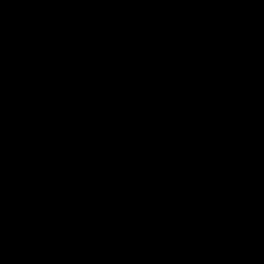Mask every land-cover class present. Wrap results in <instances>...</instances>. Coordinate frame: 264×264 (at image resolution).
<instances>
[{
  "label": "water",
  "instance_id": "water-1",
  "mask_svg": "<svg viewBox=\"0 0 264 264\" xmlns=\"http://www.w3.org/2000/svg\"><path fill=\"white\" fill-rule=\"evenodd\" d=\"M0 264H264V0H0Z\"/></svg>",
  "mask_w": 264,
  "mask_h": 264
}]
</instances>
